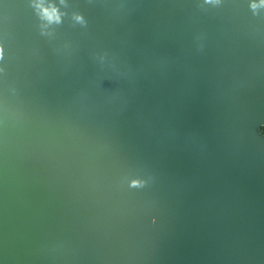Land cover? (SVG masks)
Listing matches in <instances>:
<instances>
[{"label": "water", "instance_id": "water-1", "mask_svg": "<svg viewBox=\"0 0 264 264\" xmlns=\"http://www.w3.org/2000/svg\"><path fill=\"white\" fill-rule=\"evenodd\" d=\"M0 52V264H264L261 0H0Z\"/></svg>", "mask_w": 264, "mask_h": 264}, {"label": "clouds", "instance_id": "clouds-1", "mask_svg": "<svg viewBox=\"0 0 264 264\" xmlns=\"http://www.w3.org/2000/svg\"><path fill=\"white\" fill-rule=\"evenodd\" d=\"M209 2H211V0H209ZM261 5H264V0H261ZM253 8L256 7L255 4L252 5ZM41 12H42V16L43 18L47 19L49 22H59L60 17L57 13V10L55 8H43L41 7ZM82 19L81 17H77V20ZM0 55H2V52H0ZM133 184L135 185L136 182L134 181Z\"/></svg>", "mask_w": 264, "mask_h": 264}, {"label": "trees", "instance_id": "trees-1", "mask_svg": "<svg viewBox=\"0 0 264 264\" xmlns=\"http://www.w3.org/2000/svg\"><path fill=\"white\" fill-rule=\"evenodd\" d=\"M262 131H263V133H264V128H262Z\"/></svg>", "mask_w": 264, "mask_h": 264}]
</instances>
